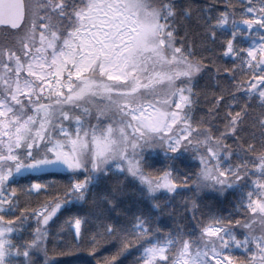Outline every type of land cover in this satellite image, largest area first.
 Returning a JSON list of instances; mask_svg holds the SVG:
<instances>
[{
  "label": "snow or ice",
  "instance_id": "snow-or-ice-1",
  "mask_svg": "<svg viewBox=\"0 0 264 264\" xmlns=\"http://www.w3.org/2000/svg\"><path fill=\"white\" fill-rule=\"evenodd\" d=\"M0 37V264H264V0H0Z\"/></svg>",
  "mask_w": 264,
  "mask_h": 264
},
{
  "label": "trees",
  "instance_id": "trees-1",
  "mask_svg": "<svg viewBox=\"0 0 264 264\" xmlns=\"http://www.w3.org/2000/svg\"><path fill=\"white\" fill-rule=\"evenodd\" d=\"M212 0H193L194 4L203 6L206 4L211 3ZM222 9V5H218ZM184 28L187 30L188 33V43L195 44L197 47L200 44V41L202 39L201 36V28L198 26V23L196 21V18L193 17L191 20L183 21ZM183 35V31L181 33ZM228 34L230 35V29ZM239 42L242 43L245 47L248 46L249 41L246 38H239ZM203 83V82H202ZM163 159L161 155V160ZM162 165H157V167H160ZM181 170H186L184 165H179ZM192 172L197 171V169L193 168L191 170ZM59 179V177H52L49 176V179ZM114 183L113 180H105L100 183V185L94 190L96 192H103L108 187H110ZM188 195H191V193H188ZM201 204L202 207L207 209H212L213 212L221 211L222 209H227V211H224L223 214L227 215L228 212L232 211L231 204L229 201H234V196H229L228 200H224L221 202V199H217L215 193H203L201 194ZM124 200V207H130L132 210H135L137 197L132 193L131 190H126V194L122 198ZM179 202V201H178ZM88 206H85L87 208ZM71 208V211H64L62 210L61 213H58V219L56 220L57 228L53 230V235L50 237V240L52 241L49 244V248L51 249L54 245L58 247H64L65 244H68V246H71L72 244L76 243L72 239V233L67 224H65V221L68 219V217L75 215L77 209L80 208V205L77 204L75 207L69 206ZM160 220H162L164 223H171V221L168 220L167 215H162L159 217ZM121 222H124L123 218H121ZM63 225V229L60 230L59 226ZM120 248L119 241H116L115 239L102 242L99 248L96 250L94 256L89 254V246L86 242L81 244V250H78L76 252H73L70 255L66 256H57L56 259L58 261V264H104L106 259H109L112 255H114ZM131 253V254H129ZM52 253L50 252V255ZM137 258V253L135 251V247L130 248L128 252H125L119 257V260L117 264H120L122 261V264H134V261ZM42 259V258H41Z\"/></svg>",
  "mask_w": 264,
  "mask_h": 264
},
{
  "label": "rangeland",
  "instance_id": "rangeland-1",
  "mask_svg": "<svg viewBox=\"0 0 264 264\" xmlns=\"http://www.w3.org/2000/svg\"><path fill=\"white\" fill-rule=\"evenodd\" d=\"M0 39H3L2 37H0Z\"/></svg>",
  "mask_w": 264,
  "mask_h": 264
}]
</instances>
